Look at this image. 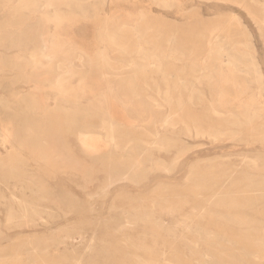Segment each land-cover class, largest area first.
<instances>
[{
    "label": "rangeland",
    "instance_id": "1",
    "mask_svg": "<svg viewBox=\"0 0 264 264\" xmlns=\"http://www.w3.org/2000/svg\"><path fill=\"white\" fill-rule=\"evenodd\" d=\"M251 1L0 0V264H264V0ZM123 18L135 33L115 29ZM211 33L243 55L223 67L232 116L216 114L211 62L197 68ZM60 56L75 71L55 83ZM143 58L165 77L142 76ZM127 79L131 106L111 88Z\"/></svg>",
    "mask_w": 264,
    "mask_h": 264
},
{
    "label": "bare ground",
    "instance_id": "2",
    "mask_svg": "<svg viewBox=\"0 0 264 264\" xmlns=\"http://www.w3.org/2000/svg\"><path fill=\"white\" fill-rule=\"evenodd\" d=\"M20 1V0H19ZM62 1V0H61ZM153 1V0H152ZM253 1V0H252ZM251 1V2H252ZM255 1H257V0H255ZM72 2V1H71ZM173 2V1H172ZM254 2V1H253ZM103 4V3H102ZM167 4V3H166ZM254 4H256V5H259V3H256V2H254ZM68 5V4H67ZM115 8V7H114ZM78 9V8H77ZM76 9V10H77ZM261 10H262V12H263V15H264V7H262L261 8ZM102 13V12H101ZM117 13H119V12H117ZM179 13V12H178ZM39 14V13H38ZM73 14V13H72ZM71 14V15H72ZM119 15V14H118ZM121 15V14H120ZM123 15V14H122ZM124 15H126V14H124ZM75 16V15H74ZM119 17V16H118ZM128 17V16H127ZM122 18V17H121ZM121 18H120V20H121ZM142 18H143V16H142ZM262 18H264V17H262ZM261 18V19H262ZM100 19V18H99ZM116 19V18H115ZM114 19V20H115ZM124 19V18H123ZM141 19V18H140ZM43 20V19H42ZM109 20V19H108ZM131 20V19H130ZM264 20V19H263ZM47 21V20H46ZM45 20L43 21L44 23L46 22ZM118 21H119V19H118ZM49 22V21H48ZM62 22V21H61ZM112 22V21H111ZM133 22V21H132ZM264 22V21H263ZM127 20L126 19H124V21H119L118 22V26L115 28V29H117V30H126V29H128V30H131L133 33H135L136 31H135V29L133 28V27H131L130 25H129V23H128V25H127ZM101 24V23H100ZM116 24H117V22H116ZM133 24V23H132ZM47 25V24H46ZM45 27V26H44ZM46 28V27H45ZM46 32V31H45ZM16 33V32H15ZM36 33V32H35ZM43 33V32H42ZM214 33V32H213ZM102 36H104V39H103V41L105 42V44H107V46H109V47H113V46H115V38H116V34L115 35H111L110 33L108 34L107 33V31L105 32V35H102ZM32 37V36H31ZM132 37H134V35L132 36ZM213 34L211 33L210 35H207V36H205L204 37V39H205V41H208V43H207V46L205 47V49H204V51H203V54H202V56H200L199 57V64L197 65L198 67V71H203L204 69H205V63L206 62H211V63H209V67H210V75H211V83H213L214 84V86H215V93H214V97H213V99L212 100H214V102H215V104H216V107H217V113L216 114H219V115H222V116H224L225 117V114L228 116V114H230V112H228L227 110H226V106L225 107H223V108H225V110L226 111H221V105H220V101L223 99V97H224V94H223V91L220 89V84L221 83H224L225 84V81H226V77H225V73H224V71H223V67H225L226 66V68H228V69H232L233 67L232 66H234V65H236L237 64V55H239V50L237 49V48H231V50H229V52H227V50H224V49H222L221 48V45L219 46L218 45V43L215 41V42H210V40H211V38L213 39ZM42 38V37H41ZM40 38V39H41ZM200 38V37H199ZM218 38V37H217ZM203 39V38H202ZM208 39H210V40H208ZM195 40V39H194ZM201 40V39H200ZM47 41V40H46ZM46 41H45V39L44 38H42L41 40H40V42H41V47H42V49H44V50H47V48H48V45H47V43H46ZM103 41H101V42H103ZM205 43V42H204ZM138 44V43H137ZM139 46H138V49H136L137 50V52L138 53H140L141 51H142V49H141V46H140V44H138ZM170 45V44H169ZM3 47V46H2ZM103 47V46H102ZM115 48V47H114ZM120 50V49H119ZM61 51V50H60ZM105 51H107V50H105ZM121 51V50H120ZM195 51H197V50H195ZM194 51V52H195ZM230 51H232V52H234V54H230ZM176 52V51H175ZM66 53V52H65ZM80 53V52H79ZM106 53V52H105ZM47 54V53H46ZM60 54H62V53H60ZM104 54V53H103ZM177 54V53H176ZM59 55V54H58ZM64 55V54H63ZM91 55V54H90ZM168 55V54H167ZM50 56V55H49ZM62 56V55H61ZM56 57L57 58V61H56V63H54V65H53V67H52V65H51V68H55V71H54V76H55V83H58V82H60V81H62V79L66 76V75H70L71 74V72H73V71H75V69H74V66L72 65V63H71V57L69 56V57H67V56H63V57ZM171 55H169V57H170ZM174 56V55H173ZM176 56V55H175ZM175 56L173 57V59L174 60H178L177 58H175ZM180 56V55H179ZM240 57H243V55L241 56V55H239ZM238 56V57H239ZM100 57H101V55H100ZM168 57V58H169ZM47 58V57H46ZM50 58V57H49ZM73 58V57H72ZM81 58V57H80ZM104 58H105V56H104ZM103 58V66H104V68H106V69H108L107 70V72H108V75L110 74V73H112V69H111V71H109L110 69H109V67H108V64H106V60ZM226 59V64L224 65V63H223V60L222 59ZM36 59V58H35ZM55 59V58H54ZM144 60H145V64L144 65H142V66H139V67H137L136 66V68L135 69H137L138 70V72L142 75V76H148L149 74H150V77H151V75H153L151 72H149L151 69H152V71H154V73H159V74H161L162 76H164L165 77V75H166V73L164 72V71H161V69H164V64H162L161 62H159L158 60L155 62V61H153L152 59H150V58H147V59H145V58H143ZM155 59V58H154ZM170 59V58H169ZM247 59V58H246ZM33 60V59H32ZM173 60V61H174ZM40 61V60H39ZM45 63V62H44ZM41 64V63H40ZM186 64V63H185ZM208 64V63H207ZM206 64V65H207ZM195 65V64H194ZM211 65H213L212 67H211ZM49 66V65H48ZM42 67V66H41ZM163 67V68H162ZM232 67V68H231ZM45 68V67H44ZM50 68V67H49ZM95 68V67H94ZM102 68V67H101ZM238 68V67H237ZM134 69V70H135ZM102 70V69H101ZM121 70V69H120ZM136 70V71H137ZM192 70V72H195V70H194V68L193 69H191ZM197 70V69H196ZM240 70V69H239ZM254 70V69H253ZM156 71V72H155ZM234 71V70H233ZM238 71V70H237ZM110 72V73H109ZM230 72H232V71H229V73ZM198 73V72H197ZM202 73V72H201ZM37 74V73H36ZM103 74V73H102ZM106 75V74H105ZM111 75V74H110ZM230 75H231V73H230ZM247 75V74H246ZM42 76H43V74H42ZM48 76V75H47ZM113 76V75H112ZM198 76V75H197ZM197 76H195L194 78L195 79H193V80H195V82L196 81H199L201 78H199V77H197ZM204 76V75H203ZM251 76V75H250ZM28 77V76H27ZM41 77V76H40ZM68 77V76H67ZM70 77V76H69ZM201 77V76H200ZM249 77V76H248ZM37 78V77H36ZM42 78V77H41ZM121 79V78H120ZM252 79V78H251ZM178 80V79H177ZM204 81V80H203ZM30 82H32V80H30ZM63 82H64V79H63ZM62 82V83H63ZM112 82V81H111ZM201 82V81H200ZM199 82V83H200ZM28 83V82H27ZM109 83V82H108ZM113 83V85H111V86H113V87H111V88H113V92H114V96H116V99H118L122 104H124V105H128L129 106V103H130V101L128 100V98L130 97V96H128V95H126L125 93L128 91V92H130V90L132 89V88H130V81L127 79V80H115V81H113L112 82ZM176 83V85L175 86H177V89H178V87L179 88H184V83H181V81L179 80V81H177V82H175ZM198 83V84H199ZM233 83V82H232ZM153 84V83H152ZM194 84V83H193ZM238 86V85H237ZM56 87V86H55ZM193 87H194V85H191L188 89H193ZM239 87V86H238ZM41 88V87H40ZM50 88V87H49ZM61 89V88H60ZM172 89V88H171ZM170 89V90H171ZM187 89V88H186ZM52 90H54V89H52ZM57 90V89H56ZM169 90V91H170ZM59 91V90H58ZM189 91H191L192 92V90H189ZM32 92V91H31ZM70 92V91H69ZM68 92V93H69ZM63 93H64V91H63ZM67 94V93H66ZM129 94V93H128ZM136 95V94H135ZM59 96V95H58ZM201 96V95H200ZM62 97V96H61ZM191 97V96H190ZM39 98V97H38ZM159 98V97H158ZM167 101H168V99L167 98H165ZM190 99V98H189ZM189 99H188V101H189ZM58 100V99H57ZM64 100V99H63ZM211 100V101H212ZM244 100V99H243ZM245 100H246V98H245ZM25 101V103H26V105L27 106H29L30 108H33V107H35L36 105H37V100H29V99H26V100H24ZM43 101V100H42ZM179 101V100H178ZM192 101V100H191ZM119 102V103H120ZM189 103V102H188ZM138 104V103H137ZM165 104V103H164ZM176 104V103H175ZM101 105V104H100ZM104 105V104H103ZM132 104L130 103V106H131ZM140 105V104H139ZM182 105V104H181ZM225 105V104H224ZM177 106V105H176ZM178 106H180V104H178ZM191 106H192V104H191ZM239 106V105H238ZM82 107V106H81ZM84 107V106H83ZM89 107V106H88ZM102 107V106H101ZM140 107V106H139ZM180 107H182V106H180ZM228 107V106H227ZM99 108V107H98ZM104 108V107H103ZM131 108V107H130ZM264 108V107H263ZM101 109V108H100ZM99 109V110H100ZM144 109V108H143ZM182 109V108H181ZM79 110V109H78ZM90 110V109H89ZM106 110V109H105ZM240 110H242V109H240ZM103 111V110H102ZM108 111V110H107ZM175 111H176V109H175ZM205 111H206V109H205ZM215 111V110H214ZM237 111V110H236ZM243 111V110H242ZM72 112V111H71ZM99 112V111H98ZM100 112H101V110H100ZM144 112V111H143ZM251 112V111H250ZM170 113V112H169ZM240 113V112H239ZM53 114H55V113H53ZM58 114V113H57ZM101 114V113H100ZM87 115V114H86ZM231 115V114H230ZM241 115L246 119V122L248 123V125H252L254 122H255V120H253V121H251L252 120V114H250L249 112H248V110L247 111H244V112H242L241 113ZM148 116V115H147ZM171 116V115H170ZM169 116V117H170ZM218 116V115H217ZM221 116V117H222ZM232 116V115H231ZM235 116V115H234ZM242 116H241V118H242ZM51 117H54V116H51ZM51 117H50V119H51ZM59 117V116H58ZM142 117V116H141ZM174 117V116H173ZM214 117V116H213ZM133 118V117H132ZM172 118V117H171ZM170 118V119H171ZM217 118H219V117H217ZM53 119V118H52ZM120 119V118H119ZM142 119V118H141ZM140 119V120H141ZM148 119V118H147ZM220 119V118H219ZM169 120V119H168ZM236 120H238L237 118H236ZM145 121H146V119H145ZM148 121H150L149 119H148ZM205 121V120H204ZM245 121V120H244ZM53 123H54V121H52ZM139 122V121H138ZM171 122H172V120H171ZM236 122V121H235ZM234 122V123H235ZM144 123V122H143ZM58 124V123H57ZM141 124V123H140ZM147 124V123H146ZM191 124H192V122H191ZM235 124H239V123H235ZM234 124V126H236ZM47 125V124H46ZM88 125V124H87ZM144 125V124H143ZM167 125V124H166ZM59 126H61L60 124H59ZM142 126V125H141ZM170 126V125H169ZM6 127V126H5ZM9 127V126H8ZM17 127V126H16ZM132 127H134V126H132ZM141 128V127H140ZM86 129V128H85ZM102 129H103V127H102ZM107 129V128H106ZM109 129V128H108ZM110 129H112V128H110ZM139 129V128H138ZM143 129V128H142ZM62 130V129H61ZM87 130V129H86ZM90 130V129H89ZM98 130H99V128H98ZM119 130V129H118ZM128 130V129H127ZM144 130V129H143ZM208 130H210V129H208ZM15 131V130H14ZM109 131V130H108ZM112 131V130H111ZM113 131H115L114 129H113ZM116 132V131H115ZM115 132H114V134H115ZM138 132V131H137ZM200 132H202V131H200ZM211 132H213V133H215L217 136H221V135H223V132L222 131H220V130H214V131H211ZM11 133V132H10ZM111 133V132H110ZM136 133V132H135ZM210 133V132H209ZM2 134V133H1ZM64 134V133H63ZM106 134V133H105ZM109 134V133H108ZM121 134V133H120ZM130 134V133H129ZM139 134V133H138ZM199 134V133H198ZM201 134V133H200ZM203 134H205L204 132H203ZM202 134V135H203ZM207 134V133H206ZM150 135V134H149ZM216 135H213V136H216ZM4 136V135H3ZM9 136V135H8ZM111 136H112V134H111ZM136 136V135H135ZM140 136V135H139ZM195 136V135H194ZM80 137V136H79ZM138 137V136H137ZM142 137V136H141ZM210 137V136H209ZM225 137H227L226 135H225ZM5 138V137H4ZM104 138V137H103ZM152 138V137H151ZM150 138V139H151ZM208 138V137H207ZM218 138H221V137H218ZM223 138H224V135H223ZM6 139V138H5ZM53 139V138H52ZM112 139V138H111ZM139 139V138H138ZM56 140V139H55ZM215 140V139H214ZM6 141H8L7 139H6ZM12 141L14 142V143H16V144H20L21 143V140H20V136H19V133L18 132H14L13 133V136H12ZM53 141V140H52ZM64 141V140H63ZM135 141V140H134ZM156 141V140H155ZM170 141V140H169ZM65 142H66V140H65ZM215 142V141H214ZM7 143H9V142H7ZM13 143V144H14ZM42 143V142H41ZM132 143V142H131ZM24 144V143H23ZM143 144V143H142ZM169 144V143H168ZM111 145V144H110ZM113 146V145H112ZM128 146V145H127ZM156 147V146H155ZM50 148V147H49ZM37 149L38 148H36V146L34 147V146H30V145H28L27 146V150H28V153L30 154V155H32L33 156V154L37 151ZM130 150H132V149H130ZM3 151V150H2ZM41 151H43V150H40V152ZM128 151V150H127ZM135 151V150H134ZM52 152V151H51ZM38 153V152H37ZM41 154V153H40ZM27 156V155H26ZM31 157V156H30ZM33 157H35V156H33ZM36 158V157H35ZM46 158L47 159H50L51 158V154H50V152L49 153H47L46 154ZM54 158V157H53ZM149 158V157H148ZM45 159V158H44ZM148 160V159H147ZM243 160V159H242ZM241 160V161H242ZM38 161V160H37ZM244 161V160H243ZM252 161V160H251ZM258 161V160H257ZM47 163H48V161H47ZM138 163V162H137ZM222 163H224V162H222ZM221 163V164H222ZM258 163H259V161H258ZM258 163H257V165H258ZM228 164V163H227ZM118 165V164H117ZM138 165V164H137ZM242 165V164H241ZM225 166H227V165H225ZM240 166V165H239ZM244 166V165H243ZM232 167V166H231ZM234 167V166H233ZM246 167V166H245ZM249 167V166H248ZM248 167H246V169L248 168ZM79 168V167H78ZM141 168V167H140ZM252 170H256V172L257 171H259L258 170V167L257 166H251L250 167ZM260 168V167H259ZM60 169V168H59ZM62 169V168H61ZM52 170V169H51ZM238 170V169H237ZM261 170H263V167H262V169ZM250 171V169L248 170V172ZM251 172V171H250ZM263 172V171H262ZM234 173V172H233ZM232 173V174H233ZM244 173H246V172H244ZM243 173V174H244ZM254 173V172H253ZM260 173H261V171H260ZM242 174V175H243ZM200 176V175H199ZM198 176V177H199ZM254 176H256V175H254ZM259 177V176H258ZM256 178V177H255ZM262 178V177H261ZM116 179V178H115ZM245 179H250V177H248V175H244L243 177H242V179L241 180H245ZM108 180V179H107ZM124 180V179H123ZM191 180V179H190ZM189 180V181H190ZM114 181V180H113ZM239 181V180H238ZM26 182V181H25ZM29 183V182H28ZM108 185V184H107ZM219 190H220V187H219ZM38 192V191H37ZM219 192V191H218ZM220 194V193H219ZM222 194V193H221ZM213 195V194H212ZM211 196V195H210ZM214 196H215V194H214ZM213 196V197H214ZM220 196V195H219ZM179 197V196H178ZM209 197V196H208ZM203 199V198H202ZM212 199V198H211ZM214 199V198H213ZM13 200V199H12ZM153 201V200H152ZM204 201V200H203ZM16 202V201H15ZM155 202V201H154ZM216 202V201H215ZM21 204H22V202H20ZM220 203V202H219ZM230 203V202H229ZM193 204V203H192ZM206 204V203H205ZM25 206V205H24ZM226 206V205H225ZM227 206H228V204H227ZM231 206H233L232 204H231ZM18 207V206H17ZM152 207V206H151ZM228 207H230V206H228ZM205 208V207H204ZM232 208V207H231ZM235 208V207H234ZM199 209V208H198ZM237 209V208H236ZM190 211V210H189ZM161 215V214H160ZM165 215H167V214H165ZM14 213L12 212V211H8L7 213H6V223L7 222H11V221H13V219H14ZM135 216V215H134ZM213 216V215H212ZM185 218V217H184ZM184 218H183V220H184ZM219 218V217H218ZM176 219V218H175ZM24 220V219H23ZM221 220H223V219H221ZM226 220V219H225ZM184 221H188L187 219L186 220H184ZM190 221H192V220H190ZM25 222V221H24ZM135 222V221H134ZM261 222V221H260ZM140 223V222H139ZM231 223V222H230ZM238 223V222H237ZM145 224V223H144ZM160 223H158V225H159ZM179 224V223H178ZM177 224V225H178ZM228 224V223H227ZM226 225V224H225ZM160 226V225H159ZM183 226V225H182ZM190 226V225H189ZM215 226V225H214ZM162 228H163V230L164 231H169V229L167 228V226L166 225H163V226H161ZM188 227V226H187ZM186 227V228H187ZM213 228V227H212ZM198 231V230H197ZM248 232V231H247ZM191 233V232H190ZM189 233V234H190ZM188 234V233H187ZM197 234H199V233H197ZM192 235H195V234H192ZM63 237V236H62ZM200 237V236H199ZM198 237V238H199ZM212 237H216V236H212ZM197 238V237H196ZM62 239V238H61ZM214 239V238H213ZM217 239V238H216ZM224 239V238H223ZM228 240V239H227ZM61 241V240H60ZM198 241V240H197ZM63 242V241H62ZM176 242V241H175ZM258 242H259V240H258ZM25 243V242H24ZM33 243V242H32ZM47 243V242H46ZM52 243V242H51ZM179 243V242H178ZM192 243V242H191ZM196 243V242H195ZM62 244V243H61ZM48 245V244H47ZM22 246V245H21ZM24 246V245H23ZM255 246H258L257 244L255 245ZM260 246V245H259ZM36 247V246H35ZM263 247V246H262ZM88 248V247H87ZM196 248V247H195ZM259 248V247H258ZM28 251V250H27ZM89 252V251H88ZM106 252V251H105ZM239 252H241V251H239ZM260 253V252H259ZM28 254V253H27ZM36 254V253H35ZM39 255V254H38ZM37 255V256H38ZM247 254H245V256H246ZM258 255V257H259V254H257ZM257 255H256V257H257ZM27 256V255H26ZM39 256H41V254L39 255ZM43 257V256H42ZM41 257V258H42ZM232 257V256H231ZM40 258V257H39ZM63 258V257H62ZM186 258V257H185ZM251 258V257H250ZM253 258H255V257H253ZM14 259V258H13ZM79 259V258H78ZM256 259V258H255ZM254 259V260H255ZM259 259V258H258ZM257 259V260H258ZM4 260V259H3ZM26 260V259H25ZM189 260V259H188ZM231 260H234V259H232L231 258ZM261 260H264V247H263V249H262V253H261ZM9 261V260H8ZM65 261H67V260H65ZM64 261V262H65ZM4 262V261H3ZM38 262H40V261H38ZM197 262V261H196ZM233 262V261H232ZM235 262V261H234ZM34 263V262H33ZM78 263V262H77ZM77 263H75V264H77ZM198 263V262H197ZM6 264V263H5ZM89 264V263H88Z\"/></svg>",
    "mask_w": 264,
    "mask_h": 264
}]
</instances>
